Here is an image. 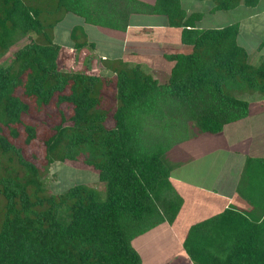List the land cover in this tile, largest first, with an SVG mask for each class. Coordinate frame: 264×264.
Segmentation results:
<instances>
[{
  "label": "trees",
  "instance_id": "16d2710c",
  "mask_svg": "<svg viewBox=\"0 0 264 264\" xmlns=\"http://www.w3.org/2000/svg\"><path fill=\"white\" fill-rule=\"evenodd\" d=\"M197 1L213 14L260 2ZM66 14L82 22L70 30L74 53L95 48L83 24L122 34L132 15L165 17L183 48L164 54L163 81L142 69L147 60H102L101 75L61 70L53 33ZM203 16L180 0H0V57L28 40L0 65V264H141L133 240L174 223L183 204L166 154L245 119L241 97L264 98V56L252 61L238 23L200 30ZM65 162L94 172L104 196L85 184L47 190L49 167ZM238 194L249 211L232 207L188 228L182 246L193 264H264L263 158L246 159Z\"/></svg>",
  "mask_w": 264,
  "mask_h": 264
},
{
  "label": "rangeland",
  "instance_id": "374dc122",
  "mask_svg": "<svg viewBox=\"0 0 264 264\" xmlns=\"http://www.w3.org/2000/svg\"><path fill=\"white\" fill-rule=\"evenodd\" d=\"M143 1L154 3L155 0H153V2H149L152 0ZM180 2L182 7H184V9H186L187 11H202V13L204 14L203 19L199 23H197V27L200 30L208 28H223L228 25L238 23L240 32L238 36V42L248 51V53L251 55V59H253V62L256 63V61H258L259 54L257 49L260 46V43L264 42V0H261L255 8L247 9L244 7H239L229 12H219L215 14L210 13V6L208 2H200L197 0H180ZM78 25H82V22L78 17L66 14L54 30V41L62 45L61 54L59 55L58 59L59 69L72 72H85L89 74L94 73L95 75H101L102 73H105L103 70L100 71V64H105V62L102 61L105 60L104 57H101L102 55H106L108 59L107 63L112 62L115 59L129 63V66L134 65L137 60H141L140 58L136 57H131L134 60L130 59V56L117 58L122 53V44L118 42L119 36H113L112 33H109L107 30H102L100 28L92 26H86L84 24L82 27L87 35V40L89 42H93L95 44V48L92 49L90 47H84L83 49L78 50L77 53H74V51L69 49L68 44L70 43V30L74 26ZM157 33H154L152 35L162 36V38L165 39V45L167 46L169 45V43H179L180 30L177 28H171L166 32L157 31ZM135 34L140 35L142 33ZM142 37H146V35L142 34ZM27 41L28 40L20 41V43H18L16 47L10 48L7 53L1 56L0 65L4 62L10 63L13 57V52L17 50V47L24 45ZM261 53H264V48L261 49ZM147 62L149 65L143 63L144 65L142 69L146 73H149L154 77H157V79H159L160 81H163L164 77L156 70H160L161 66L168 65V63L166 61H161L160 58L150 59L147 60ZM159 74L161 77L159 76ZM241 98L249 102L250 106L252 107L255 106L253 104L254 101L256 102V100H264V98L259 94H254V96L252 97H250L249 95H245ZM255 108H253L252 111ZM256 118L257 116L254 117V119ZM259 118L264 123V112L259 115ZM30 119L38 120L36 118ZM252 122L253 121H250V127L248 128L249 130L254 127L252 125ZM36 125L38 128L40 126L44 131L43 134H45L46 128L41 124L39 125L36 123ZM263 130L261 131L263 132ZM262 132V136H259V138H263V146L259 144V146H256L257 149L253 147L250 153L252 157H256L257 155H261L262 157H264V132ZM194 144H196V141L193 138L188 142L180 145L184 150V155L178 157L176 160H186L185 154L189 153L190 151L187 150V148L194 146ZM40 147L41 143L37 142L31 148L34 152H36L40 149ZM206 159L207 158L201 159L195 163L199 168V175H191V170L194 166L191 164H187L184 167L173 171V181L178 175H180L181 179L184 180L183 184L174 182V185L175 187H177V189H180L179 192L185 197V204L183 205L185 207L181 208V211L179 213V219L176 223V226L178 225L177 229H173V227L165 223L133 240L132 245L141 257V264H182L180 259L185 258V255L184 253H182L183 249L180 239L184 236L185 231L181 229V223L183 222V220H186V228L188 229L195 221H200L203 218L207 219L210 215L214 214V212H211V209L214 208L213 205H217L215 203H210L212 202L208 200L210 195L204 192L192 194V192L195 191V185H193V181L195 183H199L200 185H210L212 183V180L215 178L213 176L218 172V166L221 165L220 159L218 161H216V159H207V161H205ZM5 162L6 158L1 157L0 175L4 173V168L6 166ZM44 184L46 189L53 194H60L69 187L78 184H85L89 187L95 188L97 191H99L102 197L105 193V184L99 182L97 175L94 172L68 162L53 163L49 167V171L44 178ZM3 202L4 199L0 195V220L3 212ZM191 206L192 210L189 211ZM187 211L189 213L188 216ZM177 218L178 217H176V220Z\"/></svg>",
  "mask_w": 264,
  "mask_h": 264
},
{
  "label": "crops",
  "instance_id": "0c3cea01",
  "mask_svg": "<svg viewBox=\"0 0 264 264\" xmlns=\"http://www.w3.org/2000/svg\"><path fill=\"white\" fill-rule=\"evenodd\" d=\"M149 2H153V0ZM187 12H191V11H187ZM169 29L171 28L167 26L165 17L148 16V15H132L130 18L129 26L125 33L119 34L110 31L108 32L112 33L113 36H119L118 42L122 44V48H121L122 53L117 58H124V56H130V59L136 57L141 59L139 60V62H142V60L146 61L150 59H159V58L160 60H164L163 57L164 54L171 51L182 50L183 45L180 43V37L178 44L169 43L170 46L169 45L167 46L165 45L166 41H164L165 39H163L162 36L152 35L154 33H157V31L166 32ZM135 33H142L146 35V37H142V34L136 35ZM260 45H262V49H263L264 42H261ZM258 54H259L258 59L261 56H264V53L262 54L261 50L258 51ZM101 57H104L105 60H108L106 55H102ZM253 104L255 106L253 107L250 106L249 114L245 119L228 124L223 129L222 132L216 135L204 134L194 138L196 144H194V146L187 148V150L190 151L189 153L185 154L186 160L185 159L176 160L178 157L184 155L183 153L184 150L180 146L182 144L176 146L166 154V160L171 166L170 181L172 182L174 187H175L174 182L178 184L184 183V180L181 179L180 175L176 176L174 181L172 180V173L174 170L180 169L187 164H191L194 165L193 169L191 170V175H199L200 174L199 168L197 164H195L197 161L205 158L214 159V160L216 159V161L220 159L221 165L218 166L219 167L218 172L213 176L215 178L212 180V183L210 185H200L199 183H195L193 181V185H195V191H194L195 193L192 192V194L204 192L210 195V197L208 198L209 201H212L210 203H215L217 205V206L213 205L214 208L211 209V212H214V214L210 215L209 217L221 213L222 211L232 207L242 211L243 210L249 211L251 209L249 203L238 194V187L246 159L247 158L264 159V157H262L261 155H257L256 157H252L250 155L251 149L253 147L256 148V146H259V144L263 146L262 143L263 138H259V136H262L261 130L264 129V123L259 118V115L264 112V100H256V102L254 101ZM253 108L255 109L252 111ZM255 116H257L256 119H254ZM250 121H253L252 125L254 126L253 127L254 130L253 128H251V130L248 129L250 127ZM207 159L205 161H207ZM175 189L183 200V204L181 207L183 208L185 207L183 206L185 204V197L179 192L180 189H177V187H175ZM191 210H192V206L189 209V211ZM179 213L177 215L178 217L177 220L174 221V223L169 224V226L173 227V229H177L178 225L176 226V223L179 219V215H180ZM188 215L189 213L187 211V216ZM203 220H205V218L201 219L200 221ZM200 221H195L194 223H192V225ZM181 224H182L181 229L185 231L184 236L180 239L181 242H183V239L188 231V229L186 228L187 221L183 220ZM182 253H184L185 255V258L180 259L182 264H187V263L193 264L191 260L188 258V256L185 254L184 249Z\"/></svg>",
  "mask_w": 264,
  "mask_h": 264
}]
</instances>
